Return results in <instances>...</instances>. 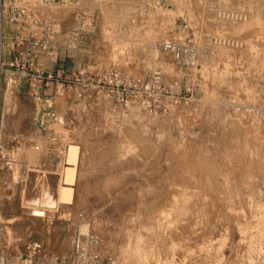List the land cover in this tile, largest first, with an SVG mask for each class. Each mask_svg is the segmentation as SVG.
<instances>
[{"label":"rangeland","instance_id":"374dc122","mask_svg":"<svg viewBox=\"0 0 264 264\" xmlns=\"http://www.w3.org/2000/svg\"><path fill=\"white\" fill-rule=\"evenodd\" d=\"M42 10L61 26L67 75L115 66L141 83L83 97L43 88V103L3 83L0 256L10 264L34 241L67 255L75 232L96 231L117 264H264V0H60ZM70 145L71 204L52 218L33 213L42 181L33 173L24 191L22 174L61 149L43 198L60 202Z\"/></svg>","mask_w":264,"mask_h":264},{"label":"built area","instance_id":"2783aa9c","mask_svg":"<svg viewBox=\"0 0 264 264\" xmlns=\"http://www.w3.org/2000/svg\"><path fill=\"white\" fill-rule=\"evenodd\" d=\"M60 0H24L6 2L0 0V93L4 82L16 88L28 81L30 93L33 96L40 94L43 88L54 87L55 93L63 95L66 91L72 92L77 97H83L86 92L94 90L110 94L115 88L119 89L126 84L138 85L139 78H128L131 75L120 68L108 67L98 69L89 66L83 71L67 75L62 68L49 69L45 59L59 60V51L54 46L55 34L61 26L50 20L43 7L52 5ZM75 2L77 0H65ZM7 23L19 24L18 30L8 29ZM169 49H176V45L167 43ZM36 148H43L42 143H37ZM61 149L50 148L40 160L38 168L30 167L22 174L25 182L24 191L29 186V177L34 173L42 181L41 185H34L32 190H37L40 199L28 205L32 212L44 217L52 218L48 213L52 210L60 212V203L66 202L43 201L44 195H50L52 187L47 183L49 175L53 174L55 153ZM57 169V165H56ZM47 183V184H46ZM56 201V202H55ZM80 216H83L80 213ZM41 241L29 243L24 254H16L10 264H43L44 255ZM0 256V264H9ZM52 264H117L113 255L106 250V239L96 231L83 233L77 231L72 235L71 248L67 255L56 257Z\"/></svg>","mask_w":264,"mask_h":264},{"label":"crops","instance_id":"0c3cea01","mask_svg":"<svg viewBox=\"0 0 264 264\" xmlns=\"http://www.w3.org/2000/svg\"><path fill=\"white\" fill-rule=\"evenodd\" d=\"M7 28L10 30V29H13V30H18L19 29V24H10V23H7ZM61 35H62V29H60V31L57 33V34H55V38H54V46L58 49V51H59V60L58 61H52V60H50V59H45V63H46V66L49 68V69H58V68H62L63 70H64V68H63V60H64V56L65 55H68V54H66L65 53V50L63 49V47H62V45H61V43H60V38H61ZM68 56H70V55H68ZM68 56H66V57H68ZM78 71H81V69H79ZM78 71H76V72H78ZM28 86H29V83H28V81H25L22 85H21V87H18L17 88V90L19 91V92H22L23 91V89L24 90H26V91H28V93L30 94V96H32V97H34L36 100H39L41 103H43L44 102V98H42V97H44L46 94L48 95V92H47V90H49V89H51L52 91H51V93H53L54 92V90H53V88H48L47 90L46 89H44V90H42V93L41 94H39V95H37V96H33L31 93H30V90H29V88H28ZM61 96V95H60ZM50 100V98L47 100V101H49ZM45 110H47V113L48 114H54V115H56L54 112V109H52V108H48V109H45ZM44 243V242H43ZM43 250H44V255L42 256V263L43 264H52L54 261H55V259H56V257H58V256H64L63 254H62V252H61V250L62 249H59V250H57L56 248H51V249H49L48 248V245H46V244H43ZM69 253V252H68Z\"/></svg>","mask_w":264,"mask_h":264},{"label":"bare ground","instance_id":"6f19581e","mask_svg":"<svg viewBox=\"0 0 264 264\" xmlns=\"http://www.w3.org/2000/svg\"><path fill=\"white\" fill-rule=\"evenodd\" d=\"M79 163V146L70 145L67 152V166L64 172L65 184H63L58 192L60 202H72L74 195V184L76 181L77 168Z\"/></svg>","mask_w":264,"mask_h":264}]
</instances>
